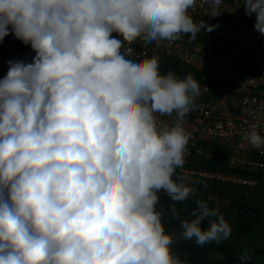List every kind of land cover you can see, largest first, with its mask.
Returning a JSON list of instances; mask_svg holds the SVG:
<instances>
[{"label": "clouds", "instance_id": "obj_1", "mask_svg": "<svg viewBox=\"0 0 264 264\" xmlns=\"http://www.w3.org/2000/svg\"><path fill=\"white\" fill-rule=\"evenodd\" d=\"M210 2L215 17L221 0ZM195 4L0 0V41L11 33L36 53L31 63L10 60L0 79V264H188L173 254L156 205L161 191L173 202L194 195L173 174L185 163L182 122L200 85L191 74L162 75L159 58H138L132 44L218 27L194 22ZM244 8L264 34V0ZM157 113L176 122L158 127ZM245 139L264 146L255 127ZM195 205L178 238L227 240L223 214Z\"/></svg>", "mask_w": 264, "mask_h": 264}, {"label": "built area", "instance_id": "obj_2", "mask_svg": "<svg viewBox=\"0 0 264 264\" xmlns=\"http://www.w3.org/2000/svg\"><path fill=\"white\" fill-rule=\"evenodd\" d=\"M211 8L210 0H196L189 9L194 22L203 20L218 25L212 31L202 28L194 40L189 39L190 34H181L174 41L144 43L138 39L132 44L138 58H159L162 75L172 72L184 78L182 71L188 69L200 85V95L182 122L190 134L185 163L173 174V179L194 192L211 183L252 187L264 177V146L254 149L245 139L253 127L264 136V34L254 28L255 13L246 15L244 0H221L220 13L215 17L207 14ZM112 35L120 38L117 33ZM35 55L30 45L10 33L0 41V79L7 74L10 60L31 63ZM155 115L161 128L172 126L177 119L175 113ZM201 162H213L216 168L243 170L258 177L199 167ZM158 196L157 211L173 216L170 197L163 191ZM209 200L219 213L228 203L226 197L218 195ZM242 214L245 221L256 216L254 208L248 205Z\"/></svg>", "mask_w": 264, "mask_h": 264}, {"label": "trees", "instance_id": "obj_3", "mask_svg": "<svg viewBox=\"0 0 264 264\" xmlns=\"http://www.w3.org/2000/svg\"><path fill=\"white\" fill-rule=\"evenodd\" d=\"M182 72L184 76L190 74V71L188 69H184ZM198 166L212 170H218L220 172H225L232 175L255 177V174L243 170H229L224 167L216 168L213 162H201ZM229 186L234 185L226 183H211L209 185H206L204 188L197 187L195 189L194 195L184 202L171 201V206L175 208L176 213H179L177 221H173V216L169 213L162 214V223L164 224L165 231L166 233L172 234L174 238L173 244L171 245L172 252L179 259L186 260L188 264H250L252 258L262 251H249L250 259L246 262H242L240 258L234 255L233 252L225 249H218L224 255V261L222 263H214L206 257V249L203 245H197L194 240H183L181 238H178L180 232L182 231L180 227L181 221L184 219H192L189 213L193 208L196 207L195 201L197 199L205 200L208 203L209 207L214 208V203L209 200V198L215 195L228 198V203L221 214H223L230 225L237 226L239 236L242 237L248 233L251 228V223H253L257 218V214L252 220L245 221L242 214L246 206L243 203V197L242 195L232 194ZM234 211L237 212L234 213ZM203 226H208L207 221L203 222ZM170 228H172L173 230H171Z\"/></svg>", "mask_w": 264, "mask_h": 264}, {"label": "crops", "instance_id": "obj_4", "mask_svg": "<svg viewBox=\"0 0 264 264\" xmlns=\"http://www.w3.org/2000/svg\"><path fill=\"white\" fill-rule=\"evenodd\" d=\"M244 194L243 203L254 208L257 218L251 223V228L245 236H239L236 225H231L232 232L227 240L217 244L210 242L204 244L206 257L214 263H222L224 255L218 249H225L234 253L238 258L245 250H262L256 254L250 264H264V177Z\"/></svg>", "mask_w": 264, "mask_h": 264}, {"label": "rangeland", "instance_id": "obj_5", "mask_svg": "<svg viewBox=\"0 0 264 264\" xmlns=\"http://www.w3.org/2000/svg\"><path fill=\"white\" fill-rule=\"evenodd\" d=\"M254 176L257 177V175H254ZM229 188L231 189V193L235 195H242L243 193L245 194L250 189L249 187H240L237 185L229 186Z\"/></svg>", "mask_w": 264, "mask_h": 264}]
</instances>
